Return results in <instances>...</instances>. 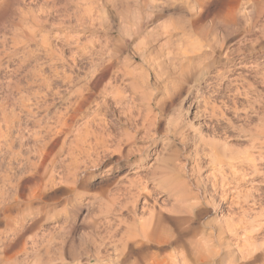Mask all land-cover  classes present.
I'll return each instance as SVG.
<instances>
[{
  "label": "clouds",
  "instance_id": "9594fccd",
  "mask_svg": "<svg viewBox=\"0 0 264 264\" xmlns=\"http://www.w3.org/2000/svg\"><path fill=\"white\" fill-rule=\"evenodd\" d=\"M0 264H264V0H0Z\"/></svg>",
  "mask_w": 264,
  "mask_h": 264
}]
</instances>
